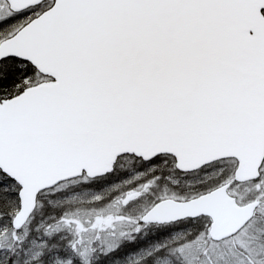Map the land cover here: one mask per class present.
<instances>
[{"label": "snow or ice", "instance_id": "snow-or-ice-1", "mask_svg": "<svg viewBox=\"0 0 264 264\" xmlns=\"http://www.w3.org/2000/svg\"><path fill=\"white\" fill-rule=\"evenodd\" d=\"M0 264H264V0H0Z\"/></svg>", "mask_w": 264, "mask_h": 264}]
</instances>
